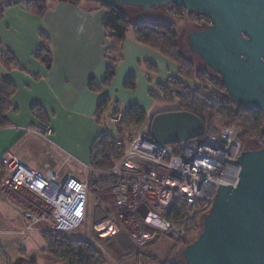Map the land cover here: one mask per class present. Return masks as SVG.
Here are the masks:
<instances>
[{
	"label": "crops",
	"instance_id": "0c3cea01",
	"mask_svg": "<svg viewBox=\"0 0 264 264\" xmlns=\"http://www.w3.org/2000/svg\"><path fill=\"white\" fill-rule=\"evenodd\" d=\"M0 3L6 4L0 13V53L15 60L7 66L0 59V82L8 80L15 88L6 114L8 125L0 128V156L12 148L31 169L65 172L61 166L69 160L89 164L95 139L107 132L95 117L99 100L108 97L120 109L137 105L150 117L161 110L154 106L150 91L179 77L175 63L145 46L129 29L115 76L103 86L108 64L102 24L106 8L91 2L46 0L47 10L39 16L27 11L24 0ZM42 47L50 56L49 66L35 55ZM153 62L162 65L161 74L153 75L148 68ZM130 75L135 76L133 90L123 87ZM34 107L43 111L42 120L52 128L53 144L24 132L23 128L41 123Z\"/></svg>",
	"mask_w": 264,
	"mask_h": 264
},
{
	"label": "built area",
	"instance_id": "2783aa9c",
	"mask_svg": "<svg viewBox=\"0 0 264 264\" xmlns=\"http://www.w3.org/2000/svg\"><path fill=\"white\" fill-rule=\"evenodd\" d=\"M180 8L170 5L169 11L189 16ZM192 17L204 19L206 25L211 23L204 16ZM119 118L120 115L109 120L117 123ZM23 129L53 144L48 123ZM116 144L120 146L122 142L117 140ZM240 151L235 126L225 127L217 134L204 133L175 146L159 144L150 138L147 128H139L113 168L101 170L83 165L84 172L119 179L108 186L111 202L94 205L91 233L102 239L125 230L138 248L151 244L159 234L184 236L196 215L210 209L219 183L236 184ZM0 176V191L24 216V231L67 233L83 225L89 195L87 180L71 171L31 169L12 148L0 156ZM176 201L187 207L184 224L168 215Z\"/></svg>",
	"mask_w": 264,
	"mask_h": 264
},
{
	"label": "water",
	"instance_id": "95a60500",
	"mask_svg": "<svg viewBox=\"0 0 264 264\" xmlns=\"http://www.w3.org/2000/svg\"><path fill=\"white\" fill-rule=\"evenodd\" d=\"M87 1L145 10L173 5L207 17L209 25L187 34L184 52L219 75L234 104L264 116V0ZM204 131L197 115L182 110L153 114L148 128L159 144L194 139ZM236 161V184L219 183L197 237L181 250L184 264H264V145L243 149Z\"/></svg>",
	"mask_w": 264,
	"mask_h": 264
},
{
	"label": "trees",
	"instance_id": "16d2710c",
	"mask_svg": "<svg viewBox=\"0 0 264 264\" xmlns=\"http://www.w3.org/2000/svg\"><path fill=\"white\" fill-rule=\"evenodd\" d=\"M24 1L27 11L32 14L42 16L47 10L46 0ZM56 1L73 5H79L82 2L100 4L87 0ZM13 2H17V0H13ZM5 5L4 3H0V13ZM100 5L107 10L102 24L105 36L108 39V45L105 50L108 64L101 85L107 86L113 80L116 65L120 60V48L127 31L132 29L141 43L159 52L178 66L179 77H170L165 82L157 84L156 91H150V95L154 100L175 103V106L168 110H182L197 115L204 124L205 134H217L221 130H215V121L218 119L224 125H236L239 130L238 140L240 143L245 145L246 141H253L258 143V147L263 145L264 134L262 127L264 125V116L262 112L258 109H249L242 105L234 104L225 87L221 84L218 74L212 72L207 67L201 65L197 67L192 60L181 53L173 22H133L122 6ZM177 15L182 14L179 12ZM190 16L192 17V15ZM202 24V22L201 24L196 22L198 28L206 27ZM35 55L39 56L49 66L50 56L45 48L42 47L39 53L36 50ZM0 59L7 66L15 64L14 57L9 53H0ZM148 68L155 70V67L151 64L148 65ZM184 80L192 81L198 87L192 89L183 82ZM90 85L91 80L89 82ZM135 86V76H128L123 87L133 90ZM14 91V86L8 80H2L0 82V128L8 125L6 114L10 108V99ZM33 112L41 119V123H46L42 120L43 111L40 108L34 107ZM117 113H120L118 122L120 128L138 127L146 123H148L149 128L151 116L149 117L146 111L132 104L120 109L108 97L99 100L95 117L99 123H104L108 115L115 116ZM120 130L116 129L115 134L107 131L95 139L90 152V166L96 169L109 170L116 165L126 148L127 142L131 139L130 135H125L123 130ZM117 140H120L122 145L117 146ZM172 145L175 146L176 144L173 143ZM118 181L119 179L113 176L90 172L88 175V189L89 192H94L104 189L111 184H115ZM186 212L187 207L183 203L176 201L173 203L168 215L184 224ZM201 217L202 215H196L193 226L187 234L174 240L188 244L191 241V237L199 233L201 229ZM120 233V236L116 239L117 244L114 253L118 254L122 252L129 254L132 252L133 245L130 243V240L128 241L126 235L123 234L125 232L121 231ZM42 235L46 240V246L42 251L56 260H61L65 264H105L104 256L86 240L72 239L65 235V233L58 232H47L42 233ZM134 248L138 250V248ZM162 264H184V262L166 261Z\"/></svg>",
	"mask_w": 264,
	"mask_h": 264
},
{
	"label": "rangeland",
	"instance_id": "374dc122",
	"mask_svg": "<svg viewBox=\"0 0 264 264\" xmlns=\"http://www.w3.org/2000/svg\"><path fill=\"white\" fill-rule=\"evenodd\" d=\"M124 9L127 11L130 20L133 22H173L177 32V43L181 53L188 59L192 60L197 67H200L198 58L190 51L184 52V50L188 49L187 34L190 31L198 28L196 26V22L201 24V22H203L202 20L204 19H198L196 17L194 18L187 15L182 16L173 14L169 11L170 6L151 8L150 10H145L142 8L133 9V7ZM153 66L155 67V70H153V75L161 74L162 65L153 62ZM183 82L192 89L198 87L197 84L192 81L184 80ZM153 90L156 91V86L153 87ZM153 102L154 106L160 107L161 110L158 112L169 111L168 109H171L175 106V103H168L165 101H157L153 99ZM119 115L120 113H117L115 116L108 115L106 117L103 123L106 127L105 131L115 134L116 129H121L120 131L123 130L125 135H130L132 137V135L139 128H148V123L138 127L133 126L130 128H120V125L118 124L119 120L117 123H112V121L109 120V118H117ZM226 126L227 125H224L218 119L215 121V130L217 131L225 128ZM232 126L236 127V125ZM24 132L27 133L26 131ZM43 140L48 145H50L45 139ZM241 145L243 149L258 147V143L253 141H246L245 145L243 143H241ZM83 165L84 164L81 165L74 160H69L64 163V165L62 164L61 170L71 171L78 178L87 180L88 185L89 172H84ZM2 178L3 176H0V184L2 183ZM97 191H99V193L96 191L89 192L87 200V214L83 225L80 227V229L67 232L65 235L72 239H83L88 241L104 256L105 264H162L166 261L183 263L181 250L187 244L178 242L177 240H174L165 234H159L156 239L151 242V244L141 248H138L136 245H134V243H132L125 230H120L114 236L107 238H96L91 233L94 205H100L101 202H104L105 200L111 202L110 196L107 194L108 186ZM24 226V216L20 213L18 208H16L15 205L10 202L7 194L0 191V264H65L63 261L56 260L42 251L46 246V240L42 233H47V231H24ZM121 231L125 232L123 234L126 235L128 241L130 240V243L134 247L138 248V250L132 246V252L129 254L122 252L118 254L114 253V249L117 244L116 239L120 236ZM197 234L198 233L191 237L190 242L195 240Z\"/></svg>",
	"mask_w": 264,
	"mask_h": 264
},
{
	"label": "flooded vegetation",
	"instance_id": "af4514ba",
	"mask_svg": "<svg viewBox=\"0 0 264 264\" xmlns=\"http://www.w3.org/2000/svg\"><path fill=\"white\" fill-rule=\"evenodd\" d=\"M190 15H194V14H189V16H190ZM209 20H210V19H209ZM210 21H211V20H210ZM202 23H203V24H202L203 26H204V25L207 26L206 24H204V22H202ZM236 105H237V104H236ZM263 126H264V125H263ZM263 145H264V142H263ZM263 145H262V146H263ZM262 146H260V147H262ZM260 147H256V148H245V149H258V148H260ZM242 150H243V149H242ZM173 239H177V238H173Z\"/></svg>",
	"mask_w": 264,
	"mask_h": 264
}]
</instances>
